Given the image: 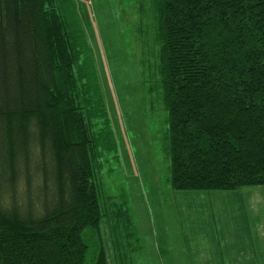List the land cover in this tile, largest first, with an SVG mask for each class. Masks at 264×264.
<instances>
[{
	"label": "trees",
	"instance_id": "obj_1",
	"mask_svg": "<svg viewBox=\"0 0 264 264\" xmlns=\"http://www.w3.org/2000/svg\"><path fill=\"white\" fill-rule=\"evenodd\" d=\"M153 10L172 189L264 187V0ZM86 19L76 0H0V264H86L100 232L109 122Z\"/></svg>",
	"mask_w": 264,
	"mask_h": 264
},
{
	"label": "rangeland",
	"instance_id": "obj_2",
	"mask_svg": "<svg viewBox=\"0 0 264 264\" xmlns=\"http://www.w3.org/2000/svg\"><path fill=\"white\" fill-rule=\"evenodd\" d=\"M76 1L88 16L85 24L109 122L96 120L97 129L106 127L109 134L94 162L102 182L103 218L100 232L85 233L86 264H96L102 250L109 264H176L175 237L185 224L170 184L168 113L158 84L153 0ZM259 190L249 195L264 198ZM252 205L246 215L264 217V204ZM212 211L221 217L219 208ZM179 255L184 264L186 255Z\"/></svg>",
	"mask_w": 264,
	"mask_h": 264
},
{
	"label": "crops",
	"instance_id": "obj_3",
	"mask_svg": "<svg viewBox=\"0 0 264 264\" xmlns=\"http://www.w3.org/2000/svg\"><path fill=\"white\" fill-rule=\"evenodd\" d=\"M259 189L264 187L176 192L185 227L175 237V263L182 252L184 264H264V217L246 215L252 204H264L263 197L249 195ZM212 207L219 208L221 217Z\"/></svg>",
	"mask_w": 264,
	"mask_h": 264
},
{
	"label": "built area",
	"instance_id": "obj_4",
	"mask_svg": "<svg viewBox=\"0 0 264 264\" xmlns=\"http://www.w3.org/2000/svg\"><path fill=\"white\" fill-rule=\"evenodd\" d=\"M90 1V0H89Z\"/></svg>",
	"mask_w": 264,
	"mask_h": 264
}]
</instances>
